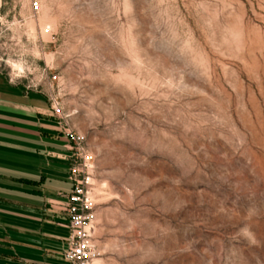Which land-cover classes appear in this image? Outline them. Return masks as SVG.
Segmentation results:
<instances>
[{
  "label": "rangeland",
  "instance_id": "1",
  "mask_svg": "<svg viewBox=\"0 0 264 264\" xmlns=\"http://www.w3.org/2000/svg\"><path fill=\"white\" fill-rule=\"evenodd\" d=\"M0 71L84 137L97 264H264V0H0Z\"/></svg>",
  "mask_w": 264,
  "mask_h": 264
},
{
  "label": "crops",
  "instance_id": "2",
  "mask_svg": "<svg viewBox=\"0 0 264 264\" xmlns=\"http://www.w3.org/2000/svg\"><path fill=\"white\" fill-rule=\"evenodd\" d=\"M69 127L45 92L0 71V264H69Z\"/></svg>",
  "mask_w": 264,
  "mask_h": 264
},
{
  "label": "built area",
  "instance_id": "3",
  "mask_svg": "<svg viewBox=\"0 0 264 264\" xmlns=\"http://www.w3.org/2000/svg\"><path fill=\"white\" fill-rule=\"evenodd\" d=\"M57 77L50 78L49 85L53 87ZM50 102L55 114L62 116L59 102L55 97H50ZM67 136L72 143V164L69 180L73 187L68 195L66 212L68 214V227L70 228L69 245L64 251V258L69 264H97L100 251L93 238V197L89 189L93 169V157L84 146V137L75 132L72 127L67 129Z\"/></svg>",
  "mask_w": 264,
  "mask_h": 264
}]
</instances>
